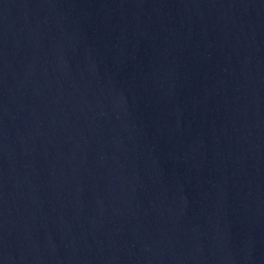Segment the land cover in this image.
<instances>
[{"label": "water", "instance_id": "95a60500", "mask_svg": "<svg viewBox=\"0 0 264 264\" xmlns=\"http://www.w3.org/2000/svg\"><path fill=\"white\" fill-rule=\"evenodd\" d=\"M0 264H264V0H0Z\"/></svg>", "mask_w": 264, "mask_h": 264}]
</instances>
